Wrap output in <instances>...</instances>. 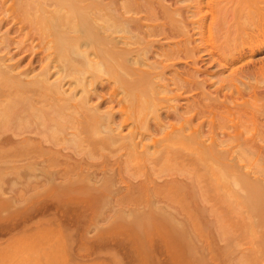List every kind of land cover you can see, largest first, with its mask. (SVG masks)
<instances>
[{
	"label": "bare ground",
	"instance_id": "1",
	"mask_svg": "<svg viewBox=\"0 0 264 264\" xmlns=\"http://www.w3.org/2000/svg\"><path fill=\"white\" fill-rule=\"evenodd\" d=\"M202 1L203 0H195V2H197L196 4H197L198 11H193V12H196L195 15H198L199 18H201V19L199 20L198 18H195L198 20H195V19L192 20V18H191V20H190V17L187 16V13L189 12L188 8L191 5L186 6V4H185V6H180V4H178V0H0V163H2V165H5V164H8L9 162L11 164L16 162L15 159H17V158H12L13 155L16 154V150H20L17 157H20L21 161L23 159L24 162L28 159V164L26 162L25 166H27V165L29 166L32 163L31 165H32L34 171L36 169L35 166L36 167H37V165L41 166V164H39V162L45 163V161H49L51 159V157L53 158L52 154H55L54 157H56V155L57 156L63 155L62 158L65 157V160L67 159L66 158L67 155H68L67 156L68 159H69V157L75 159L76 154L80 153L78 150H77L78 153L75 154V151L73 149V153L75 154V156L73 157V154H71V155L69 153L66 154L67 148H65L66 152L65 151L63 152L64 148L60 149L61 145L58 147V144L60 142L56 143L57 140H60V141L65 140V139L68 140L69 135H71L72 139L75 138V143L77 141L76 139L79 137L78 138L79 141L82 140V142L83 141L86 142L85 146L91 145L93 148H96V151H97L98 146L101 148L102 147L103 148L104 147L109 148L110 145H112V146L114 145V147H117L118 143H119L120 144L118 146L119 150H120V148H125V152H127L126 153L127 157L125 156V158H127V160L129 159L128 162H130V161H131V163L136 162V164L138 163V165H139V163L141 165V162H142V164L143 163L147 164V161H146L147 159L149 161V158L150 157L152 158V155H153V157L154 156L157 157V155L158 154L160 155V153H161V155H160L161 159H160V157L157 158L158 168H159V164L162 165V166H160V168H161L164 166L167 167L171 163V165L175 164L174 166L178 167L177 171H179V169L181 172H182V170H185V171L187 170L186 172L189 173V169L186 167V164L188 166H191V165H192V167L194 166L195 170L197 169V167L199 165L202 164L201 167L204 165L203 170H205L207 172L206 173L203 172V175H204V173L205 174L209 173V181H210V176H211L212 186L214 188L213 189L214 192H216V191L218 192L219 190L221 191L220 192L221 200H222V198L225 197L224 200L226 202H227V200H228V202L230 201V204H232V206L230 205V208L232 209L234 205H233V202L231 203V199L237 196V199L238 198L240 199L241 205L245 206L246 209H249L248 210V211H250L249 214L250 213H252V214L256 213L257 215H260L261 219H259V220H262V217H263L262 221L264 224V196L262 195V194H264V193H262V186L263 185L259 186L258 185L259 182L258 183L253 182L252 181V179H254V178H252L253 176L251 177L252 179L251 178L248 179V177L250 175L248 172H247L248 174L246 173L247 169H244V167L240 164L242 161L244 162V160H245L246 165L249 167L250 161L253 162L252 156L253 157L257 156V155L254 156L253 151L258 152V155L260 154L261 157H262V154L264 156L263 144H262L263 147L261 148L260 145L256 144V142H255L256 140L254 141V137H252V135L251 136L248 135V133L250 132V128H251L249 124L251 122H253V125L255 126L254 123L259 120L260 116H257V114H256L257 117H255V114L253 115L251 113V109L250 110L248 109V105L249 104L251 105L252 101L254 102V100H252L250 97L248 99L247 96L245 98V95L243 93L244 91L243 92L241 91L242 89L239 87V84L237 83V80L240 81V79H239L240 77H238L237 76L238 74H236L235 77L237 76L238 79L237 78L234 79L235 77H233V76L235 73L233 75L231 74L233 69L230 72V74L232 75L233 78H231V76L228 75L227 77H225V79L223 78L224 80L222 79L223 82H221L222 81V80H220L221 78H219V76H217L218 81H220V83L216 86H215V84H212V82H210L211 78H209V76L212 74L210 65H212L213 62H216L219 64V66H222V68L227 66L226 64L229 63L228 60L224 59L222 57H225L227 55L228 51L226 52V49H225V55L224 54H222L223 56H221L220 54L218 55V52L216 53V51H218V50L214 46L215 43L213 44L214 41L212 40L213 41V42L211 41L212 43L209 42L211 44L210 46L212 47V48H210L211 50H209V52H210V57H208L209 59L207 57H206L207 59H205L204 55H202L204 49H206L205 51H208L207 46H205V48L203 49V46H204L203 42H202V44L196 43V41H195L196 39L194 37L195 34L193 33L194 29L196 27H199L200 28V30H199L200 34L203 35L202 32L204 30V25L207 24V22H206L207 20L205 21L206 17L205 16L200 17L201 16L200 14L202 12V10H201ZM247 1L239 2L237 5H235L236 7H234V5H232L230 3L232 6L229 7V10H231V12H233L232 9L235 11L239 10L241 12H244L245 10L249 11V9H250V11L254 12L255 9H256V11L259 9L258 12L259 11L261 12V8H262V11H264V6L261 7L264 3L262 1H264V0H262L261 1L262 3H260L262 5H260L257 2V0L256 1L254 0L253 3H252V1L251 2H247ZM188 2L191 3V1H188ZM227 2H229V1H227ZM224 3L222 5V0H220V2H218V5L220 6L219 11L225 12V10H226L228 12L229 10L226 9L228 7L227 3L226 4H224ZM233 4H234V2H233ZM211 5H213V4H211ZM256 5H258V7L260 6L261 8L260 7L258 8ZM194 6H195V4H194ZM217 8L218 7L216 6V9ZM252 9H254V10H252ZM190 10H192V9H190ZM216 11L212 12L213 18L217 17L216 15H217L218 11H217V13H216ZM215 13H216V15H215ZM218 14H220V13H218ZM229 14H231V13H229ZM229 14H226V15H229ZM195 15H194V17H196ZM202 15H203V13H202ZM224 15H225V13H224ZM226 15L224 17H222V15H221L222 18L221 17L219 18V16L217 17V18H219V24H217V25H219V27H218L219 29L221 28L220 30L222 31V34L224 35L225 42L228 43L227 38L232 33V27L233 28H238V27H234L235 24H233L232 22H231L232 24H230V23L227 24L229 21H228ZM236 15H237V13H236ZM177 16H180L181 18H179ZM255 16H256V13H255ZM230 18H229V20H230ZM211 20H212V18H211ZM251 20H252V18H251ZM230 21H232V20H230ZM250 21H248V22L252 23V21L251 22ZM173 23H175V25H173ZM245 25H246V22H244V28H245ZM175 27L180 28V32L182 31V33H183V36L181 35L182 38H180L181 40L180 41L178 40L179 43L176 44L177 46L174 45L175 48L173 47L172 44H171L172 46L171 45L169 46L170 41L165 40L167 42H165V41L163 42L161 39L150 38V36H152V35L157 37V35L160 34V36L163 35V37L170 40L176 36V32H175L176 30H174ZM252 27L253 26H251V28ZM209 31H210V29H209ZM241 31L243 33V30H241ZM180 32L178 33V36H179ZM245 32L246 31H244V33ZM218 33H219V31H218ZM212 34H213V32H212ZM222 34H221V36L223 37ZM233 34H234V32L232 33V35ZM262 34H264V33H262ZM214 35H213V37H214ZM238 35H241V32ZM244 35H246V34H244ZM247 35L249 36V34H247ZM154 36H152V37H154ZM199 37H201V36H199ZM238 38H241V37H238ZM183 39L186 42L185 44L187 47L185 49H187V50H186L185 54L183 52V57H182V54L180 53L181 48L179 49V46H180L179 44H181ZM226 39H227V41H226ZM234 39L236 40V37L233 38V40ZM244 39H246V38H244ZM253 39H254V37L251 39V41ZM218 40H219V38H218ZM241 40L239 41V43H241ZM248 40H249V37H248ZM207 41H209V40L207 39ZM229 41H230V38H229ZM236 41H238V40H236ZM262 41L260 43H262ZM166 43H168V48L167 47L165 48ZM205 43H206V41H205ZM220 43L222 44L221 41H220ZM220 43L218 42V45H220ZM244 43H245V41H244ZM249 43H251V42H249ZM252 43L253 44L249 45L251 50H253L252 48L255 47V42H252ZM158 44H160L161 46H164L165 51L163 50V47H161L162 51L164 52V55L160 54V53H163V52H161V49H159L160 50V52H159L158 49L156 48V46ZM241 44H240V47H241ZM15 45H16V48L14 47ZM218 45H217V47H218ZM236 45H238V44H236ZM227 46L228 45H226V47ZM220 47H221V45H220ZM222 47H223V45H222ZM231 47H232V45H231ZM185 49L182 48V50H185ZM223 49H224V47H223ZM230 49H229V52H230ZM222 50L220 48V51H222ZM232 50H233V47H232ZM205 51H204V54H205ZM3 52H4V55H3ZM246 52L247 51L243 46V48L241 47V49H238V52H237L238 57L234 54V52H233V56L234 57L236 56L235 59L237 58V60H238V59L243 58L245 56ZM1 53H2V55H1ZM18 53L20 54V56H18ZM158 55H163V56L167 57L170 60V62L167 63L169 60L166 59L168 61H165L166 63H164L162 61V59L158 58ZM176 55H178V56H176ZM17 56H18V58H17ZM178 58H179V62H183V64H184V66L182 68L176 67V64L179 63L177 60ZM14 59H16V63H18V64H19V62L21 64V61L28 59L29 65H30V66L29 65L28 66L32 69L29 70V68L25 67L26 70L24 72H22L23 69H20V70L18 69L19 71L16 72L15 67H17V64L14 62H11L10 64H8L9 63L8 61H10V60L13 61ZM226 60H227V62H226ZM232 60L235 61L233 58H232ZM232 60H231V63L233 62ZM6 61H7V63H5ZM36 61L38 63H40V65H41V69L39 67L40 70L36 69L38 72H35L36 67L33 66L34 65L33 63H35ZM207 62H209L210 64H207ZM223 63H225V64H223ZM25 65H27V64H25ZM19 67H20V65H19ZM14 68H15V70H14ZM238 68H240V67H238ZM33 70H35V71H33ZM235 70H236V68H235ZM240 70L242 71V69H240ZM30 71H31V76L28 77V73H30ZM32 71H33V75H32ZM169 72L171 73V76L168 75ZM251 72H252V70H251ZM53 74L57 75L55 77L56 79L54 78L53 81H50L49 77ZM239 74H240V72H239ZM173 76L176 78L174 79ZM99 80L101 81L102 87H99V84H98ZM176 80H177V82L175 85H177L178 88L175 89L173 86V83ZM224 81L226 82V84ZM243 81L241 80L240 82H243ZM67 82L68 83L70 82L69 86L71 87L70 88L71 92L67 91L68 93L66 92V89L64 88V85ZM215 83H216V80H215ZM242 85H244V84H242ZM103 86L106 88L108 87L109 88L108 91L103 92L102 90H100V88H102V89L104 88ZM231 88L234 91H232ZM257 88H258V86L256 87V93H257ZM77 89H80V91H81L80 96H78V94H76ZM177 89L179 92L177 91ZM262 90L263 89H261V94L262 93L264 94V92ZM235 91H237L238 93L235 94L234 93ZM245 91H246V89H245ZM164 92H166L167 95L172 94L169 97H167V96L164 97L165 101L168 103V104H166V108H167L166 113L164 116L163 115L160 116V114L159 115L155 114V115H157L156 117L154 116L156 119L155 123L153 122L154 124H151V123H149V121H150L149 118L147 119L145 117L151 110H153L151 112L156 111L159 113V111H157V107H159L161 100L158 103V101L160 99V98H158V96L161 97L160 96L161 93L163 94ZM190 92H192V94H191L192 96L187 95L188 93L190 94ZM248 92H249V89H248ZM121 93H123V96L120 97ZM253 93H255L254 90H253ZM258 93H259L258 94L259 96L256 94L257 98L261 97L260 92H258ZM250 95L253 96L252 91H251ZM190 96H191V98H190ZM248 96H249V94H248ZM125 97L128 99V102H129L128 104H126L124 101ZM182 97H184L185 99H186V97L190 98V102H188L187 100H186L187 102H184V103H187L189 105L187 108L186 107L184 108V105H182L183 103L182 104L178 103V100H180V98H181V100L183 99ZM172 98L177 99V100L174 99V101H176V102H174L176 106L174 104L172 105V103L169 102V101H172ZM189 98H188V100H189ZM256 102L252 103L253 107H254V105H256ZM103 104H107L106 105L107 107L106 108L104 107L105 109L103 108L104 110H101V107ZM160 105H162V103ZM182 108L187 109L188 112L186 114H183L184 111L182 112V110H181ZM255 109H257V108L255 107ZM258 111H263V107L259 108ZM117 113H118V115H117ZM254 113H256V112H254ZM258 115H259V113H258ZM262 115L263 114L261 113V116ZM257 118H258V120H257ZM261 118L262 119H260V120L263 121V123H264V117H261ZM257 124L261 126V123L260 124L257 123ZM253 125H251V126H253ZM126 126H127V128L129 126L131 129L128 128V129H130L128 131V134L127 133L122 134V131H120V129L126 128ZM140 126H143L144 128L143 127L141 128ZM139 128H141L140 130L142 132H140ZM244 128L245 129L248 128L247 129L248 133L244 132V131H246V130H244ZM138 130L140 133L138 132ZM143 130H145V131L143 132ZM251 130H252V128H251ZM253 132H254V128H253ZM256 132H257V130H256ZM139 134H140V137L138 139ZM249 134H251V133H249ZM80 138H81V140H80ZM72 139H71V142H72ZM79 141H77V143H76L77 145L79 144L78 143ZM69 146L74 147V145H69ZM76 148H75V150H76ZM78 148H80V147L78 146ZM22 149H25V150H23V152L25 151L23 154L21 151ZM82 149L84 150L83 146H82ZM83 150H81V151L83 152ZM112 150L113 151L117 150V148L113 149V147H112L111 152H112ZM119 150H118V153L121 152ZM183 150H185V153ZM99 151H100V148L97 151L98 154H100ZM181 151H183L186 158L189 155L188 159H184L185 157L184 158L182 157L184 154ZM186 151H188V152H186ZM249 151H250V155L248 157L249 160H247L248 154H246V152L249 153ZM251 151H252V154H251ZM34 152H35V155L33 154ZM93 152H94V149L91 151L92 157L89 154H86V157L90 156V160H91V158L93 159ZM84 154L85 153H83V155ZM26 155L28 157H30L31 155H33V156L30 159L28 157L26 159ZM83 155H81V157ZM115 155H117V152L115 153ZM192 155H194V157ZM21 157H22V159H21ZM242 157L244 159L241 161L240 159H242ZM245 157H246V159H245ZM11 159H12V162H11ZM88 159L89 158H86L85 160L87 161ZM115 159H114V161H115ZM158 159L161 160V161L159 160L160 163L158 162ZM183 159L185 160V162L183 161ZM69 160L71 162V159H69ZM82 160H84V159L81 158L79 160V155H78V160L76 157V161L81 162ZM239 160H240V162H239ZM76 161H74V163H76ZM107 161H108V159H107ZM121 161H123V158H121ZM121 161L119 159V162H118L119 164L117 166L121 165V163H122ZM154 161L156 162V159ZM177 161H180V163H178ZM181 161H182V163H181ZM91 162H92V160L89 162L90 165L92 164ZM109 162H110V160H109ZM125 162H126V159H125ZM258 162L259 161H257L256 167H258ZM97 163H99V162H97ZM50 164H52V161ZM78 164H77V166H78ZM93 164H94V161H93ZM176 164H177V166H176ZM196 164H198L197 167H195ZM22 165H24V163ZM42 165H43V163H42ZM54 165H56V163ZM90 165H88V166H90ZM122 165L119 168L120 169L122 168V171H124ZM238 165L240 167H238ZM260 165H261V163H260ZM10 166H12L13 171H14L15 166L14 167H13V165H10ZM46 166L48 167L49 165L46 164ZM57 166H58V164H57ZM68 166H70V165L68 164ZM117 166H115V167H117ZM126 166L128 167V164H126ZM126 166H125V169H126ZM132 166L133 165H131V169L133 168ZM16 167L21 168L22 166L20 165L18 167V165H16ZM16 167H15V171L17 170ZM44 167H45V164L42 166V168H44ZM72 167H74V166H72ZM72 167L70 166V168L67 169V165H66V168L64 167V169H62V173H61V166H60L59 167L60 171L58 170V172H60L61 174H59V176L63 175L65 177V179H67V175H68V178L70 177V179H71V178L77 176V175L73 176V174H76V173L78 174V172L79 171L81 172V169L83 168L81 166V168L79 170L76 167V170L72 169L74 171V173H73V171H69ZM84 167H86V165ZM103 167L105 168L106 164ZM112 167H114V166H112ZM141 167H143V166H141ZM154 167L157 168L156 165H154ZM241 167H242V170L240 169ZM1 168H2V166H1ZM12 168H11V170H12ZM134 168H136V166H134ZM158 168H157V170H158ZM52 169H54V168L51 167V169H48V171L52 170ZM87 169H88V167H87ZM136 169L138 170V166ZM173 169L175 170L176 168H173ZM243 169H244L243 173H245V175H249L248 177L247 176L245 177L244 174L240 173L243 171ZM261 169H262V166H261ZM2 170L3 169H1V171H0L1 175H2L1 172H3ZM19 170H17L18 173H19ZM22 170H23V167H22ZM33 170H32V172H33ZM36 170H40L39 167H37ZM63 170H64V172H63ZM95 170H93V172H95ZM110 170H112V169H110ZM161 170H162V168H161ZM174 170H173V173L176 172ZM191 170H192V168H191ZM255 170H257V169L255 168ZM13 171L12 172L9 171V172L13 173ZM85 171H84V173H85ZM163 171H165L164 168H163ZM180 171L177 173V174H180V176H177L176 173H175L174 177L171 174H170L171 176L167 175V176H170V178L172 180H170V178L169 179L165 178V180L162 178L163 179V181H162V179L158 178V181H157V179L151 178L152 176H150V174H149L150 170H149V172H147V174L149 175V177L147 178V179H149L148 181H146L145 179L144 180L146 182H144V180L138 181V179H137V181H138L137 185H136V183L135 184L132 183V185H134V187H137L136 190L138 189L140 191V189H141V192L144 191V187H145V193L146 192L148 194L151 193L149 195L150 198H151L152 194L156 195V197L163 194L161 196L165 197L166 199L162 198V200H164V199H165V201L167 200L166 201V203L168 202L167 205H171V206L175 205V207H177L178 204L183 199L185 200L186 196H184V193L187 195V197L189 196V194H188L189 188L186 189V190H188V192H186V190H185V192H180V190L182 191V188L180 189L179 187L182 185V183L185 184L184 180L188 179V178L185 179L186 174L184 173V171L182 172V177H183V173L185 174L184 179L183 178L179 179V177H181ZM4 172H5V170H4ZM42 172H45V171L42 170ZM50 172L53 173V176L55 175L54 178L56 177V175L58 177V173H54L53 170ZM50 172H49V174H47V173H43V174L50 176V174H51ZM55 172H57V170ZM70 172H71V174L72 173L73 174L71 175ZM105 172H106V170H105ZM25 173H26V171H25ZM29 173L31 174V172H29ZM29 173H28V176H29ZM65 173H66V175H65ZM84 173H83V175H84ZM198 173H200V174H198ZM89 174L90 173L85 174V175L89 176ZM118 174H119V171H118ZM138 174H140V173L138 172ZM141 174H143V173H141ZM195 174L198 175L197 177H199V175H200V178H201L202 170L200 172L195 173ZM18 175H20V174H18ZM41 175H42V173H41ZM85 175H84L83 180H85ZM111 176H110V178H111ZM157 176H158V174H157ZM189 176H190V174H189ZM11 177H13V176L11 175ZM21 177H22V175L20 176V178ZM36 177H38V175H36ZM42 177H43V175H42ZM79 177H80V175H79ZM197 177L195 179H197ZM49 178H52V175ZM54 178L51 179V183L54 182ZM107 178L108 177H106V179ZM124 178L126 179V176H124L122 179H124ZM143 178H145V177H143ZM22 179H23V177H22ZM39 179H41V177ZM89 179H91V178H89ZM95 179H97V178H95ZM130 179H132V178H130ZM159 179L162 182L161 181L159 182ZM181 179H182V183H180L181 184L180 185L178 182H180ZM195 179L193 176V181ZM9 180H10V178H9ZM47 180H48V178H47ZM52 180H53V182H52ZM73 180H70V184L69 185L67 184L68 186L66 184H65L66 186L64 185L65 189L66 188L69 189V187L71 186V188H70L71 192H72V190H74L72 188H77V187H75V185H74V187H72ZM78 180L79 179H77V181H75V183L78 182ZM103 180H105V179H103ZM150 180L153 181L154 184H155V180L157 182L155 185H152ZM188 180H187V182H189ZM200 180L201 179L196 180V182L198 183V181L200 182ZM255 180H256V178H255ZM31 181H32V179H31ZM124 181H130V180L128 179V180H124ZM190 181H191V179H190ZM209 181H207V179H206L205 182L208 183ZM32 182H34V180ZM108 182L111 183V182H113V180L110 181V179H109V181H107V183ZM44 183H45V181H44ZM65 183H66V180H65ZM177 183L180 186H178ZM79 184H80V182H79ZM191 184H193V183H191ZM37 185H38V183H37ZM128 185H129V183H128ZM189 185H190V182H189ZM201 185H202V183H201ZM57 186H59V185H57ZM60 186H61V191H64L65 189L62 190L63 189L62 185H60ZM89 186H90V182H89ZM197 186H199V184L195 185V187H197ZM233 186H234V189L236 186H239V188L242 190V192H243V190L246 189V191H244L245 195L243 194L242 199H241V196L239 195L241 193V190H239V188H237V187L234 190V189H232ZM102 187H103V185H102ZM102 187H100V189ZM104 187L106 188L105 185H104ZM164 187H167L168 189L166 188V190H165ZM202 187L204 188V186H202ZM199 188H200V186H199ZM199 188H197V191H201V189H199ZM59 189H60V187H59ZM110 189H112V188H110ZM134 189L135 188H133L132 190H134ZM178 189H180V190H178ZM206 189H208V187H206L205 190ZM222 189L223 190L228 189V190H226L227 194L225 196H223L224 193L222 195V192H225ZM237 189L240 191V193H239V191H236ZM53 190H54V187H53ZM77 190L81 194L80 190L79 189H77ZM77 190H75V192ZM126 190H128V189H126ZM57 191H58V188H57ZM66 191H68V190L66 189ZM89 191H90V189H89ZM202 191H203V189H202ZM83 192L84 191H82V194H83ZM192 192H191V194H192ZM217 192L214 193V195H212V200H213V198L215 199L216 195H218ZM125 193L126 192L122 193L123 196ZM193 193H195V192H193ZM80 194H78V195L80 196ZM84 194L82 196H84ZM87 194H89V193H87ZM91 194H92V191H91ZM91 194H89V196ZM206 194L208 196V192L205 193L204 196L203 195L202 196H203V199L205 197L206 202H207L208 200L206 198ZM182 195H183V197H182ZM198 195H200V192L198 193ZM68 196H69V194H68ZM73 196H72V199H74ZM75 196H77V195H75ZM82 196H80V197L82 198ZM110 196H112V195H110ZM135 196H136V194L134 193V197ZM137 196L139 198V194ZM194 196H197V194L196 195L194 194L193 197ZM121 197H122V195H121ZM193 197H192V199H193ZM65 198H67V197H65ZM65 198L61 197V199H63V201ZM69 198H71V197H69ZM210 198H211V196H210ZM123 199H124V197H123ZM147 199H148L147 201L149 203V198H147ZM189 199H190V197H189ZM199 199H200V197H199ZM234 199H232V200L235 203L236 200H234ZM68 201H70V200L68 199ZM131 201H132V198H131ZM192 201L193 200H191V203L193 204ZM215 201H216V199H215ZM78 202H80V201H78ZM125 202H127V199L125 200ZM138 202L141 203V201H138ZM217 202H215V204ZM222 202H221V204H222ZM131 203L134 204V202H131ZM142 203H144V202H142ZM163 203H165V202H163ZM238 203H237V205H238ZM46 204H49V203H46ZM89 204H90V201H89ZM127 204H129V203H127ZM187 204L188 203L186 202V205ZM138 205H139V203H137V207H138ZM145 205H148L147 202ZM159 205H162V204H158V206ZM181 205H182V203H181ZM181 205H179V208H181ZM189 205H190V202H189ZM91 206H92V204H91ZM124 206H126V205H124ZM201 206H202V203H201ZM226 206H227L226 208L229 209V203ZM60 207H61V205H60ZM132 207H136V206H132ZM159 207H161V206H159ZM166 207H167V209L169 208V210H170V207L165 205V208ZM183 207H185V205ZM206 207H208V206H206ZM85 208H87V206ZM151 208H153V207L151 206ZM210 208L208 210H210ZM220 208H222V207H220ZM234 208H235V210L238 211V209H239V211H240V208H238L236 206V204H235ZM143 209H144V207H143ZM214 209L215 208L213 206L212 210L215 211ZM227 209H225V210H227ZM233 209H232V211H233ZM127 210H128V208H127ZM147 210H148V206H147ZM149 210L151 211V209H149ZM159 210H162V209H159ZM171 210H173V209H171ZM180 210L183 211V209H180ZM155 211H157V210H154V212H151V213H156ZM174 211H175V209H174ZM186 211H187V209L185 210V212ZM204 211H205V209H204ZM129 212H130V208H129ZM145 212H147V215L150 216V214H148V211H145ZM145 212H144V214L139 212L140 216H142V217H143V215L145 216ZM217 212H219V211L217 210ZM221 212L223 213L224 210ZM164 214H166V213H164ZM178 214H176V215L178 216ZM187 214H188V212H187ZM245 214H246V211H245ZM222 215H224V214H221V216H219V214H217L219 219L222 218L221 221L223 220ZM225 215H226V213H225ZM140 216H139V219H142V217H140ZM155 216L153 217V215H151V218L153 217L155 219L156 218ZM160 216H161V214H160ZM25 217H27V216H24V218ZM133 217L134 216L132 215V218ZM164 217H166V216L162 215L160 217L164 221L163 224L166 223L165 221H167V223H170V225H172V226H175L177 224V223L175 224L176 220L174 222L173 218L170 221L169 217H166V219L169 218L167 220L164 219ZM31 218H32V216H31ZM185 218H186V216H185ZM229 218L231 219L234 217L230 215ZM145 219H147V217ZM142 220H139V222ZM162 220L160 221V223H162ZM126 221H128V220L126 219ZM145 221L146 220H144V222ZM150 221H151V219H150ZM150 221H149V223H150ZM155 221L157 222V219ZM231 221H232V219H231ZM231 221H229V222L231 223ZM236 221H238L237 218H236ZM251 221L253 222V224L256 225V223L252 220V218H251ZM139 222H138V224H140ZM226 222H227V220H226ZM146 223H148V219H147ZM234 223H235V221H233L232 225H234ZM196 224H197V221H196ZM210 224H211V226H214V224L213 225H212V223H210ZM220 224H221V222H220ZM222 224H224V223H222ZM250 224L251 223L249 222V225ZM257 224H259V222ZM260 224H262V223H260ZM159 225L160 224H158V226ZM167 225H169V224H167ZM167 225H166V227H167ZM187 225H185V226L187 227ZM192 225H193V223H192ZM232 225H230L231 227H229V228H232ZM235 226H236V224H235ZM235 226L233 227L234 229H236L237 227L242 228L241 225L236 226V228H235ZM250 226H253V225L251 224ZM189 227L190 226H188L187 229ZM159 228H160V226H159ZM192 228L195 229L196 227L192 226ZM222 228H223V230L225 229L224 227H222ZM256 228H257V226H256ZM217 229H218V227H217ZM220 229H221V226H220ZM252 229L254 232L255 228H252ZM167 230H169V229H167ZM175 230H176V227H175ZM189 230H190V228H189ZM139 231H140V229H139ZM231 231L232 230H229V233ZM217 232H219V229ZM227 232L228 231H226V234H227ZM176 233H177V231H176ZM138 234H139V232H138ZM231 234H232V232H231ZM178 235H179V233H178ZM185 235H186V231H185ZM220 235H222L221 231H220ZM248 235H250V234H248ZM173 237H174V235H173ZM141 238H142V236H141ZM175 238H176V236H175ZM190 240H192V239H190ZM142 241H143V238H142ZM191 242H193V240ZM186 244H187V242H186ZM263 252H264V250H263ZM184 254H185V252H184ZM253 256H255V255H253ZM188 257H190V255H188ZM252 262L254 263V261H252ZM244 264H246V262Z\"/></svg>",
	"mask_w": 264,
	"mask_h": 264
},
{
	"label": "rangeland",
	"instance_id": "2",
	"mask_svg": "<svg viewBox=\"0 0 264 264\" xmlns=\"http://www.w3.org/2000/svg\"><path fill=\"white\" fill-rule=\"evenodd\" d=\"M180 1L178 0V4H180V6H185V4H186V6L191 5L188 8L189 12L187 13V16L190 17V20H191V18H192V20L195 18H198L199 20L201 19V18H199L198 15H195L196 12H193V11H198L197 4H196L197 2H195V0H180ZM188 1H191L192 4ZM217 1L220 2V0H217ZM217 1L216 0L215 1L214 0H211V1L210 0H203L202 1V3H201L202 12L200 14L201 15L200 17L205 16L206 17L205 21L207 20L206 21L207 24L204 25V30L202 32L203 35L200 34V31H199L200 28L199 27H196L194 29L193 33L195 34L194 35V37L196 39L195 41H196V43H201V44L203 42L204 43L203 49L205 48V46H207L208 51H205L206 49H204L205 54H204V51L202 54V55H204L205 59L210 57L209 50H211L210 48H212L210 46L211 45L210 43H212L213 41H214L213 44L215 43L214 46L218 50V51H216V53L218 52V55L219 54L221 56H223L222 54L225 55V49H226V52L228 51L227 55L225 57H222V58L227 59L230 64L229 63L226 64L227 66L224 65L225 67H223V68H222V66H219V64L216 62H213L212 65H210L211 66L210 67L211 73H212L209 76V78H211L210 82H212V84H215V86H216L220 83V81H218L217 76H219V78H221L220 80H222L223 78L225 79V77H227L228 75L231 76V78H233V77H235L236 74H238L237 76L240 77L239 78L240 81L244 80L243 81L244 83L240 82L239 80H237V83L239 84V87L242 89L241 91L242 92L244 91L243 93L245 95V98H246V96L248 99L250 97L252 100H254V102H256L258 100L256 102V105L253 104L254 107L252 106V103H254V102L253 101H252V103L250 102L251 105L250 104L248 105V109L249 110L251 109V113L253 115L255 114V117L260 116V118L258 117L260 120V119H262L261 117H264V94L263 93H262L263 95L261 94V89H263L262 91L264 92V38H263L264 34H262V33H264V11H262V8H261L264 6V3H263V5L260 3L264 2V1L257 0V2L260 5H262L261 7L259 6L261 8L262 13L260 11H259L260 13L258 12L259 9L257 11L255 9L254 12L250 11V9H249V11L245 10L244 12H241L239 10L235 11L233 9H232L233 12H231V10H229L230 6L234 5V7H236L235 5H237L239 2L247 1V0H238V1L237 0H234V1L233 0H222V5L224 2H225L224 4L227 3L228 7L226 6L227 7L226 9L230 11V12L229 11L227 12L225 10V12H222V11H219L220 6L218 5ZM227 1H229V2H227ZM232 1L234 2V4ZM251 1L253 3L254 0H248L247 2H251ZM194 4H195V6H194ZM209 4L210 5L213 4V5L210 6ZM215 5L218 7L217 9H216ZM258 5H256V6L258 7ZM190 9H192V10H190ZM215 9L220 14H218ZM252 10H254V9H252ZM213 11H216L217 15H216V13H215V15L217 17L219 16V18L221 17V15H222V17H224L226 14H229V13L232 14L233 13L232 15L231 14L226 15V17L229 21L227 24L233 23V24H235L234 27H238V28L232 27V33L234 32V34L232 35V33H231V35L227 38L228 43L225 42L224 35L222 34V31L220 30L221 28L220 29L218 28L219 25H217V24H219V18H217V17H216L217 19L213 18V13H212ZM202 13H203V15H202ZM224 13H225V15H224ZM236 13H237V15H236ZM255 13H256L257 17L255 16ZM194 15L196 17H194ZM177 17L181 18L180 16H177ZM211 18H212V20H211ZM229 18L232 21H230ZM251 18H252V20H251ZM198 19H195V20H198ZM250 20L252 21V23L248 22ZM244 22H246L245 28H244ZM173 25H175V23H173ZM251 26H253L254 28L253 27L251 28ZM209 29H210V31H209ZM174 30H176L175 31L176 36L170 40L163 37V35L160 36V34L157 35V37L152 35L154 37L150 36V38L161 39L163 42L165 40L170 41L171 43L169 42V46L172 44L173 47L175 48L174 45L179 43L178 40L179 41L181 40L180 38H182L183 33H182V31L180 32V28H178V27L177 28L175 27ZM217 30L219 31V33ZM241 30H243V33ZM239 31L241 32V35H238V34H240ZM244 31H246V32L244 33ZM179 32H180V34L178 36ZM212 32H213V34H212ZM221 34L223 35V37L221 36ZM244 34H246V35H244ZM247 34H249V36ZM213 35H214V37H213ZM199 36H201V37H199ZM235 37H236V40H238V41H236L235 39L233 40V38H235ZM238 37H241V38H238ZM248 37H249V40H248ZM253 37H254V39L251 41V39ZM206 38L209 41H207ZM218 38H219V40H218ZM229 38H230V41H229ZM244 38H246V39H244ZM227 39H226V41H227ZM240 40H241L242 44L239 43ZM243 40L245 41V43ZM167 41H165V42H167ZM205 41H206V43H205ZM217 41L219 43H220V41L222 42V44L220 43L221 47H220V45H218ZM261 41H262V43H260ZM249 42H251V43H249ZM252 42H255V47L253 46L255 49L252 48L253 50H251L249 47L250 44H253ZM185 43L186 42L183 39L181 44H179L180 45L179 49L181 48L180 53L182 54V57H183V52L185 54L186 50H187V49H185L187 47ZM166 44H165V48L166 47L168 48V43H166ZM236 44H238L239 46ZM240 44H241L242 48L244 46V48L246 49L247 52L243 58L237 60V58L235 59V57L236 56L238 57L237 52H238V49H241ZM217 45L219 48L217 47ZM222 45H223L224 49H223ZM226 45H228V46L226 47ZM231 45H232L234 51L232 50ZM14 47L16 48V45ZM161 47H163V50L165 51L164 46H161L160 44H158L156 46V48L158 49L159 52H160L159 49H161V52H163ZM182 48L185 50H182ZM220 48H221V50L222 49L223 50L220 51ZM229 49H230V52H229ZM233 52L236 55L235 57L233 56ZM160 54L164 55V52L160 53ZM1 55H2V53H1ZM3 55H4V52H3ZM163 55H158V58L162 59V61L164 63H166L165 61H168L169 59ZM18 56H20L19 53H18ZM18 56H17V58H18ZM176 56H178V55H176ZM232 58L235 61H233ZM166 59H168V60H166ZM14 60L8 61L9 62L8 64H10L11 62L16 63V59H14ZM177 60L179 62V58ZM227 60H226V62H227ZM231 60L233 61L232 63H231ZM7 61L5 63H7ZM169 62H170V60L167 63H169ZM16 64H17V67H15L16 70L14 68V70L16 72L19 71L20 69H23L22 72H24L26 70L25 67L29 68V70L32 69L29 67L30 65H29L28 59L21 61L22 65L20 64V62H19V64L18 63H16ZM25 64H27V65H25ZM33 64H34L33 66L36 67L35 70L41 69V65L37 61ZM207 64H210V63L207 62ZM223 64H225V63H223ZM19 65H20V67H19ZM183 66H184L183 62H179L178 64H176V67H178V68H180V67L182 68ZM39 67H40V69H39ZM238 67H240V68H238ZM235 68H236V70H235ZM232 69H233V71L231 72ZM240 69H242V71ZM35 70H33V71H35ZM37 70L35 72H38ZM251 70H252V72H251ZM33 71H32V75H33ZM230 72L232 75L235 73L233 77L230 74ZM239 72H240V74H239ZM168 75L171 76V73L169 72ZM30 76H31V71H30V73H28V77H30ZM56 76H57L56 74L51 75L49 77L50 78L49 80L53 81V79ZM237 76L234 79H236V78L238 79ZM175 78L176 77H174V79ZM215 80H216V83H215ZM223 80L221 82H223ZM98 82L97 83L99 84V87H102L101 81L99 80ZM176 82H177V80L174 81V83H173V86L175 89L178 88L177 85H175ZM226 82H225V84H226ZM69 83L67 82L64 85L66 92L67 91L71 92V89H70L71 87L69 86ZM242 84H244V85H242ZM257 86H258V88H257V93H256V87ZM104 88L103 89L100 88V90H102L103 92H106L109 89L108 87L107 88L104 87ZM245 89H246V91H245ZM248 89H249L250 93L248 92ZM231 90H232V88H231ZM253 90L255 91V93L257 95L259 94L258 92H260L261 97L257 98L256 94L253 93ZM76 91L78 92V93L76 92V94H78V96H80L81 95L80 89H77ZM177 91H178V89H177ZM232 91H234V90H232ZM251 91H252L253 96L250 95ZM234 93L236 94L238 92L235 91ZM191 94H192V92H190V94L188 93L187 95H191ZM248 94H249V96H248ZM171 95L172 94L167 95V93L164 92L163 94L161 93V95H160L161 97L163 96L162 97L163 99L158 96V98H160L158 103L161 100L160 104L162 103V105L159 104L160 108L157 107V111H159V113L156 111L151 112V111H153V110H151L146 115L145 118H147V119L149 118V120H150L149 123H151V124L155 123V120H156L155 117L157 116L155 114H158V115L160 114V116L165 115L166 109H167L166 104H168V103L165 101L164 97L165 96L169 97ZM121 96H123V93L120 94V97ZM191 96H190V98H191ZM182 98H183L182 100H181V98H180V100H178V103L179 104L183 103L182 105H184V108L185 107L187 108L189 105L187 103H184V102H187V101L190 102V98L188 97L189 100L187 97H186V99L184 97H182ZM174 99H176V98H172V101H169L170 103H172V105L173 104L175 105L174 102H176V101H174ZM124 101L126 104L129 103L128 99L126 97H125ZM106 105L107 104H103L101 107V110H104L107 107ZM255 107L258 110H259V108L263 107V111H258L257 109H255ZM181 110H182V112L184 111L183 114H186L188 112L187 109L182 108ZM253 111L256 113H254ZM258 113H259V115H258ZM261 113L263 114L262 116H261ZM256 114H257V116H256ZM117 115H118V113H117ZM258 118H257V120H258ZM259 120L254 123L255 126L253 125V122H251L252 124L249 122L250 123L249 125L252 128V130L250 128V132H249L251 134H249L247 132V129L249 127L246 129L244 128V130H246L244 132L248 133V135H250V136L252 135V137H254V141L256 140L255 141L256 144L260 145V147L262 148L264 146V123H263V121H261V120L259 121ZM257 123H259V124L261 123V126L258 125ZM251 125H253V126H251ZM140 127L142 128L143 126H140ZM128 128H130V127L128 126ZM128 128L126 126V128H123V129L121 128L122 130L120 129V131H122V134H125V133L128 134V131L131 129V128L130 129H128ZM141 128H139V130ZM253 128H254V132H253ZM139 130H138V132H139ZM256 130H257V132H256ZM144 131L145 130H143V132ZM140 132H142V131L140 130ZM139 137H140V134L138 136V139H139ZM78 138L76 139L77 141H79ZM81 138H80V140H81ZM71 139H72L71 135H69L68 140L67 139L61 140V141L57 140V142H56V143L60 142L58 144V147L61 145L60 149L64 148L63 152L64 151L66 152L65 148H67L66 154L67 153H69L70 155L73 154V157L75 156L76 153H78V151L80 152V153L76 154L75 159L69 157V159H71V162L67 157L68 155L66 156V158H67L66 159L67 161H66L65 157L62 158L63 155H61V156L56 155V157H54L55 154H52L53 158L51 157V159L49 161H45V163L42 162L43 165L45 164V167H44L45 169L42 168L43 165L41 162H39V164H41V166L37 165V167H39L40 170H36L37 167L35 166L36 169L34 168L35 169V171H34L32 165H31L32 163L29 166L28 165L25 166L26 162L28 164V159H27L28 156L26 155L27 160L25 162L23 161V159H22L23 156H22L21 157L22 161H21L20 157H17L20 150H16V154L13 155V157H12V158H17V159H15L16 162H14L13 164H11L9 162L8 164H5V165H2V163H0V171H1V169H3L2 170L3 172H1L2 175L0 174V264H244L245 262H246V264H264V255H263L264 254V252H263V250H264V228H263L264 224L262 221L263 217H262V220H259V219H261L260 215H257L256 213H254V214L250 213L249 214V212H250V211H248L249 209H246L245 206L241 205L240 199L239 198L237 199V196L234 197L235 199L231 197L232 199L236 200V202L234 203V201L231 199V203L233 202L234 206L236 204V206L238 208H240V211H239V209H238V211L235 210V208L233 206L234 209L233 208L232 209H233V211L235 210L233 212L232 209L230 208V205L232 206V204H230V201L228 202V200H227V202H226L224 200L225 197L222 198V200H221V198H220V192L221 191L220 190L218 192L216 191L218 193V195L215 194L216 195V197H215L216 201L214 198L212 200V195H214V193H216V192H214V190H213L214 188L212 186L211 176H210V181H209V173L205 174L207 171L203 170L204 165L201 167V165H202L201 164L198 166L199 167L198 168L197 167L198 164H196L195 165V167H197V169H196L197 171H196L194 166L192 167L191 164H190L191 166H188L186 164V167L189 169V173L186 172L187 170L186 171L182 170V172L184 171V173L186 174V177H185L184 173H183V177H182V172L179 169V171L181 173V177H179V179L180 178L184 179V177H185V179L188 178L189 180L188 179L187 180L190 182V185H189V182H187V180H184L185 184H183L182 179H181V181L178 183L179 184L182 183V185L180 184L181 185L180 186L178 183H177V185L180 186L179 187L180 189L182 188V191L180 189H178V190H180V192H185V190L189 188L188 190L190 193L188 192V190H186V192H188V194H189V196L187 197V195L184 193V196H186L185 197L186 201L183 199L178 204V206L175 207V205H173V206L167 205L168 202L166 203V201H167V200L165 201L166 198L161 196L163 194H161L157 197H156V195L152 194V196L150 198L149 195L151 193L148 194L146 192L147 193L146 194L145 193V187H144V191H143L144 193H143V192H141V189H140V191L138 189L136 190L137 187H134V185H132V183L133 184L136 183V185H137V182L140 180L143 181L145 179L146 181H148L149 179H147V178L149 177V175L147 174V172H149V170H150L149 174H150V176H152L151 178L157 179V181H158V178H160V179L163 178L165 180V178L169 179L171 175L174 177L175 173L177 176H180V174H177L179 171H177L178 167L174 166L175 164L171 165V163H170L171 166L169 165L167 167L166 166L161 167L162 170L160 168V166H162V165L159 164V168H158L157 158L160 157L161 153H160V155L156 154L157 157L154 156L155 158L152 155V158L150 157L149 161H148V159L146 160L147 164H145V163L142 164V162H141V165H140V163L138 165V163L136 164V162H132V163H131V161L128 162L129 159L127 160V158H125V156L127 155L126 154L127 152H125V148H120V150H119V147H118L120 145L119 143H118L117 147H114V145L113 146L110 145V147L108 148L106 146L109 150L105 147L101 148L98 146L100 148V151H99L100 154H98V152H97L99 150L98 147H97V151H96V148H93L91 145L85 146V144H86L85 141L82 142V140H81L78 142L79 144L77 145L76 144L77 141L75 143V138L72 139V142H71ZM262 144H263V146H262ZM69 145H74V147L69 146ZM78 146L80 148H78ZM82 146H83L84 150L82 149ZM111 146L113 147V149L117 148V150H114V151L112 150L113 153L111 152V148H112ZM75 148H76V150H75ZM73 149L75 151V154L73 153ZM80 149L83 150V152ZM93 149H94L93 159L91 158L92 164L90 165V163H89L91 161L90 156L92 157L91 151ZM23 150H25V149L21 150L22 154L25 152V151L23 152ZM118 150L121 151L124 155L121 152L118 153ZM183 151L185 153V150H183ZM183 151H181V152L183 153ZM116 152H117V155H115ZM186 152H188V151H186ZM253 152H254V156L255 155H257V156L253 157L251 155L253 158V162L250 161L249 167L246 165L245 160H244V162L242 161L244 159L243 157H242V159H240L242 161L240 164L244 167V169H247L246 173L248 172L250 176L245 175V173H243L244 169L240 173L244 174L245 177L249 176L248 179L253 176L252 178H254V179L251 178L252 181L256 182V183L259 182V184H258L259 186L263 185L262 186V193H264V156L262 154V157H261L260 154L258 155V152H255V151H253ZM83 153H85V154L83 155ZM33 154L35 155V152ZM86 154H89L90 156L86 157ZM246 154H248L247 160H249L248 157L250 155V151H249V153L246 152ZM251 154H252V151H251ZM78 155H79V160L81 158L84 159L81 161L82 163L76 161V157L78 160ZM81 155H83V156L81 157ZM32 156L33 155H31L28 158L30 159ZM192 156L194 157V155H192ZM182 157L184 158L185 154ZM188 157H189V155L187 156V158L185 157L184 159H188ZM86 158H89V159L86 161L85 160ZM121 158H123V161H121ZM107 159H108V161H107ZM114 159H115V161H114ZM119 159L122 162L121 165L123 164L122 167H123L124 171H122V168L121 169L119 168V167H121V165L117 166L119 164L118 163ZM125 159H126V162H125ZM155 159H156V162L154 161ZM160 159H161V157H160ZM160 159H158L159 163L161 161ZM184 159H183V161L185 162ZM245 159H246V157H245ZM109 160H110V162H109ZM240 160H239V162H240ZM51 161H52V164H50ZM74 161H76L77 164L79 163L78 166L76 163H74ZM93 161H94V164H93ZM257 161H259L258 167H256ZM11 162H12V159H11ZM97 162H99V163H97ZM177 162L180 163V161H177ZM23 163H24V165H22ZM55 163H56V165H54ZM181 163H182V161H181ZM260 163H261V165H260ZM9 164L13 165V167L14 166L16 167V165H18V167H19L21 165L23 167V170H22V167L21 168L16 167L17 170L20 169L19 173H18L17 170L15 171V167H14V171H13L12 166H10ZM46 164L49 166L47 167ZM57 164H58V166H57ZM68 164L71 167L74 166L69 171H73L72 169L76 170V167L80 170V168L82 166L83 167L81 169L82 173L79 171L78 174L77 173L73 174L74 173V171H73V173H72L73 176L77 175L76 176L77 178L73 177L71 179H70V177L68 178V175H67V179H65V177L63 175H62L63 177L59 176V174L62 173V169H64V167L66 168V165H67V169L70 168V166H68ZM87 164L90 166H88ZM105 164H106V167H105L106 169L103 167ZM126 164H128V167L129 166L130 167L128 168L126 166ZM130 164L133 165L132 169H131ZM85 165H86V167H84ZM154 165H156L158 170H157V168L154 167ZM1 166H2V168H1ZM60 166H61V173L58 172V170L60 171V168H59ZM112 166H114V167H112ZM115 166H117V167H115ZM125 166H126V169H125ZM134 166H136V168L138 166V170L136 168H134ZM141 166H143L144 168ZM176 166H177V164H176ZM261 166H262V169H261ZM51 167L55 169V170L52 169L54 173H58V177L56 175V177L54 178L55 175L53 176V173L50 172L52 170L48 171V169H51ZM87 167H88V169H87ZM172 167L176 168V169L174 170ZM238 167H240V166L238 165ZM11 168H12V170H11ZM163 168L165 169V171H163ZM191 168H192V170H191ZM255 168L258 171L255 170ZM110 169H112V170H110ZM240 169L242 170V167ZM4 170H5V172H4ZM32 170H33V172H32ZM42 170L45 172H42ZM56 170H57V172H55ZM93 170H95V172H93ZM105 170H106V172H105ZM173 170L176 172L173 173ZM201 170H202V174H201V178H200V175H199V177H197L198 175H196L195 173L200 172ZM9 171H11V172L13 171V173H11ZM25 171H26V173H25ZM84 171H85V173H84ZM118 171H119V174H118ZM29 172H31V174ZM49 172L51 173L50 176L52 175V178H54V182L52 180L53 183H51L52 178H49L50 176L43 174V173L49 174ZM63 172H64V170H63ZM138 172L140 174H138ZM203 172H205L204 173L205 176L203 175ZM28 173H29V176H28ZM32 173L33 174L35 173V174L33 175ZM41 173H42L43 177H42ZM83 173H84V175L90 173L89 176L85 175V180H83V178H84ZM141 173H143V174H141ZM18 174H20V175H18ZM70 174H71V172H70ZM157 174H158V176H157ZM189 174H190V176H189ZM198 174H200V173H198ZM11 175L13 177H11ZM21 175H22L23 179H22V177L20 178ZM36 175H38V177H36ZM65 175H66V173H65ZM79 175H80V177H79ZM167 175H170V176H167ZM110 176H111V178H110ZM124 176H126V179L125 178L122 179ZM193 176H194V179L197 177V179L194 180L195 182L193 181ZM8 177L10 178V180ZM40 177H41V179H39ZM106 177H108V178L106 179ZM143 177H145V178H143ZM47 178H48V180H47ZM63 178L66 180V183H65V180ZM89 178H91V179H89ZM95 178H97V179H95ZM130 178H132L133 180ZM255 178H256V180H255ZM31 179H32V181L34 180V182H32ZM77 179H79L80 181L78 180V182L75 183V181H77ZM103 179H105V180H103ZM109 179H110V181L113 180V182H111V183L108 182L109 183L108 184L107 181H109ZM128 179L130 181H124V180H128ZM137 179H138V181H137ZM160 179H159V182L161 181ZM163 179H162V181H163ZM190 179H191V181H190ZM199 179H201V180H200V182L198 181V183H197L196 180H199ZM206 179H207V181H209L208 182L209 184L207 182H205ZM70 180H73V182H74V183L72 182V187H74V185H75V187H77V188H72V189H74V190H72V192L70 190L71 186L69 187V189L66 188L68 191H66V189L64 188L67 184L68 185L70 184ZM145 180H144V182H146ZM170 180H172V179L170 178ZM44 181H45V183H44ZM157 181L155 180V184ZM79 182H80V184H79ZM89 182H90V186H89ZM150 182L152 185H155L153 183V181L150 180ZM37 183H38V185H37ZM128 183H129V185H128ZM191 183H193V184H191ZM201 183H202V185H201ZM196 184L197 185L199 184L200 188H199V186L195 187ZM57 185H59V186H57ZM60 185H62V188H63L62 190L65 189L64 191H61ZM102 185H103V187L105 185L106 188L105 187L103 188ZM109 185L110 186L112 185V186L110 187ZM99 186L102 188L100 189ZM202 186H204V188ZM53 187H54V190H53ZM59 187H60V189H59ZM206 187H208L209 190L208 189L205 190ZM236 187L239 188V186H236ZM236 187H235V189H236ZM57 188H58V191H57ZM110 188H112V189H110ZM133 188H135L134 189L135 191L132 190ZM166 188L167 187H164L165 190H166ZM197 188L201 189V191H197ZM77 189L80 190L81 194L79 193V191ZM89 189H90V191H89ZM126 189H128V190H126ZM202 189H203V191H202ZM232 189H234V186ZM75 190H77V191L75 192ZM226 190H228V189H226ZM226 190H223L226 192V193L222 192V195L224 193L223 196H225L227 194ZM239 190H241V189L239 188ZM239 190L237 189L236 191H239ZM82 191H84L83 194L85 193L84 196H82L83 195ZM91 191H92V194H91ZM192 191L195 193H193ZM244 191H246V189L243 190V192L241 190V193L239 191V193H240L239 195L241 196V199L243 198V194L245 193ZM124 192H126L125 193L126 195L124 194V196H123L122 193H124ZM191 192H192V194H191ZM199 192H200V195H198ZM207 192H208V196L206 194V198L208 201L206 202V199H205V197L203 199V196ZM87 193H89L91 195L89 196V194H87ZM134 193L136 194L135 197H134ZM68 194H69V196H68ZM78 194H80V196H82V198ZM138 194H139V198L137 196ZM194 194L195 195L197 194V196L193 197ZM75 195H77V196H75ZM110 195H112V196H110ZM121 195H122V197H121ZM262 195L264 196V194H262ZM72 196L74 197V199H72ZM210 196H211V198H210ZM61 197L62 198L67 197V198H65L63 201V199H61ZM69 197H71V198H69ZM123 197H124V199H123ZM182 197H183V195H182ZM189 197H190V199H189ZM192 197H193V199H192ZM199 197H200V199H199ZM131 198H132V201H131ZM147 198H149V203L147 201L148 200ZM162 198H165V199L162 200ZM68 199L70 201H68ZM126 199H127V202H125ZM88 200L90 201V204H89ZM191 200H193L192 201L193 204L191 203ZM78 201H80V202H78ZM138 201H141V203ZM158 201L159 202L161 201V202L159 203ZM131 202H134V204H132ZM142 202H144V203H142ZM146 202L148 205H145ZM163 202H165V203H163ZM186 202L188 203L187 205H186ZM189 202H190V205H189ZM215 202H217V203L215 204ZM221 202H222V204H221ZM46 203H49V204H46ZM127 203H129V204H127ZM137 203H139V205H138L139 208L137 207ZM181 203H182V205H181ZM201 203H202V206H201ZM228 203H229V209L230 210L226 208L227 207L226 205H228ZM237 203H238V205L239 204L240 205L238 206ZM91 204H92V206H91ZM158 204H162V205H159L161 207H159ZM60 205H61V207H60ZM124 205H126V206H124ZM165 205L170 207V210H169V208L167 209V207L165 208ZM179 205H181V208H179ZM184 205H185V207H183ZM86 206H87V208H85ZM132 206H136V207H132ZM147 206H148V210H147ZM151 206L153 208H151ZM206 206H208V207H206ZM213 206L215 208L214 209L215 211L212 210ZM143 207H144V209H143ZM220 207H222V208H220ZM127 208H128V210H127ZM129 208H130L131 213L129 212ZM158 208L162 209V210H159ZM209 208H210V210H208ZM149 209H151V211ZM171 209H173V210H171ZM174 209H175V211H174ZM180 209H183V211ZM186 209H187V211L185 212ZM204 209L206 212L204 211ZM225 209H227V210H225ZM154 210H157V211H155L156 213H151V212H154ZM217 210L219 212H217ZM223 210H224V212L222 213L221 211H223ZM145 211H148V214H150V216H148L147 212H145ZM245 211H246V214H245ZM139 212L143 213V214L145 212V216L144 215H143V217L140 216ZM187 212H188V214H187ZM164 213H166L167 215ZM225 213H226V215H225ZM160 214H161V216L163 215V216L169 217L170 219L169 218H167V219H169L170 221L173 218L174 222L176 220L175 224L176 223L177 224L176 225L174 224L175 226H172V225H170V223H167V221H165L166 223L163 224L164 221L160 218L161 217ZM174 214L175 215L178 214V216L177 215L175 216ZM217 214H219V216H221V214H224V215H222V217H223L222 221H221L222 218L219 219ZM132 215L135 218L134 217L132 218ZM151 215H153V217L155 216L156 218L155 219L153 217L151 218ZM230 215L234 217V218H231L232 221L229 218ZM24 216H27V217L24 218ZM31 216H32V218H31ZM139 216L142 217L143 220L139 219ZM185 216H186V218H185ZM146 217L148 219V223H146L147 222V219H145ZM166 217H164V219H166ZM236 218L238 219V221H236ZM251 218L256 223V225L253 224V222L251 221ZM126 219L128 221H126ZM150 219H151V221H150ZM156 219H157V222L155 221ZM139 220H142V221L139 222ZM144 220H146V221L144 222ZM161 220H162V223H160ZM226 220H227V222H226ZM149 221H150V223H149ZM196 221H197V224H196ZM229 221H231V223ZM233 221H235L234 225H232ZM138 222L140 224H138ZM220 222H221V224L222 223H224V224L221 225ZM249 222L253 226H250L251 224L249 225ZM258 222H259V224H257ZM192 223H193V225H192ZM210 223H212V225L214 224L215 227L211 226ZM260 223H262V224H260ZM158 224H160L159 225L160 228H159ZM167 224H169V225H167ZM184 224L187 225V227L190 226L189 227L190 230H189V228L187 229V227ZM235 224H236V226L241 225L242 228H239V227L236 228ZM166 225H167V227H166ZM230 225H232V228H229V227H231ZM192 226L196 227V228L194 229V228H192ZM220 226H221V229H220ZM234 226L236 229L233 228ZM256 226H257V228H256ZM175 227H176V230H175ZM217 227L219 229V232H217L218 231ZM222 227H224L225 229L223 230ZM251 227L255 228L254 232H253V229ZM139 229H140V231H139ZM167 229H169V230H167ZM225 230L228 231L227 232L228 235L226 234ZM229 230H232L231 231L232 234H231V232L229 233ZM176 231H177V233H176ZM185 231H186V235H185ZM220 231H221L222 235H220ZM138 232H139V234H138ZM178 233H179V235H178ZM248 234H250V235H248ZM173 235H174V237H173ZM141 236L143 238V241H142ZM175 236H176V238H175ZM190 239H192L193 242L194 241L195 242L194 243L191 242L192 240H190ZM186 242H187V244H186ZM184 252H185V254H184ZM188 255H190V257H188ZM253 255H255V256H253ZM252 261H254V263Z\"/></svg>",
	"mask_w": 264,
	"mask_h": 264
}]
</instances>
